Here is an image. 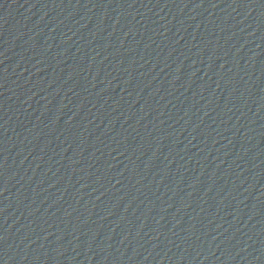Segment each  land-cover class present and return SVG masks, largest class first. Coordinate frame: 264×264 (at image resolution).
Here are the masks:
<instances>
[{"label": "water", "instance_id": "obj_1", "mask_svg": "<svg viewBox=\"0 0 264 264\" xmlns=\"http://www.w3.org/2000/svg\"><path fill=\"white\" fill-rule=\"evenodd\" d=\"M0 264H264V0H0Z\"/></svg>", "mask_w": 264, "mask_h": 264}]
</instances>
